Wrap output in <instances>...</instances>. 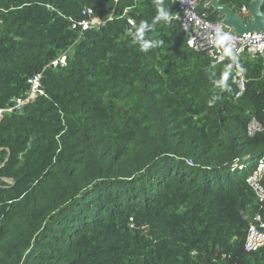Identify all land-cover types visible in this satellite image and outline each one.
<instances>
[{"label": "trees", "instance_id": "trees-1", "mask_svg": "<svg viewBox=\"0 0 264 264\" xmlns=\"http://www.w3.org/2000/svg\"><path fill=\"white\" fill-rule=\"evenodd\" d=\"M208 1L197 10L220 22ZM84 8L112 19L80 35ZM176 12L0 0V107L35 73L44 92L0 118V264H264V245L244 249L243 218L264 221L246 181L264 157V129L246 130L264 122V59L211 66ZM68 47L65 67H46ZM232 66L247 78L238 98Z\"/></svg>", "mask_w": 264, "mask_h": 264}, {"label": "built area", "instance_id": "built-area-1", "mask_svg": "<svg viewBox=\"0 0 264 264\" xmlns=\"http://www.w3.org/2000/svg\"><path fill=\"white\" fill-rule=\"evenodd\" d=\"M114 2L118 0H113ZM177 12L172 16L186 33L187 45L197 51H204L210 59V65L216 66L228 60L233 62L237 59L255 60L260 57L264 59V30L237 33L231 28L215 22L207 17L206 12H199L196 8L197 0H171ZM264 4V3H263ZM127 8H125L124 12ZM264 11V10H263ZM243 19L249 17L248 5H243L236 11ZM81 19H72L71 28L79 31L81 35L84 31L91 28L100 27L106 21L112 19L110 14L106 20H101L93 14V10L84 8L81 10ZM130 25H133L131 18L127 19ZM129 31V29H128ZM70 48L61 51L56 57L51 59L46 67L62 68L67 65V56ZM264 65V62H263ZM233 79L236 84L235 98H238L245 90L247 78L243 71L232 66ZM264 72V67H263ZM41 73H35L28 79V89L24 95L16 97L12 104L0 107V118L4 113L20 110L27 103L35 99L44 92L40 86ZM264 129V122L259 123L252 118L246 125L248 135ZM247 157L240 161H232L231 169H242L245 167ZM191 164V161L188 160ZM247 183L252 188L258 203H264V157L257 161L255 169L246 178ZM243 218L248 221L247 234L244 241L246 251H254L264 245V221L260 213L249 216L244 213Z\"/></svg>", "mask_w": 264, "mask_h": 264}, {"label": "water", "instance_id": "water-1", "mask_svg": "<svg viewBox=\"0 0 264 264\" xmlns=\"http://www.w3.org/2000/svg\"><path fill=\"white\" fill-rule=\"evenodd\" d=\"M263 3L264 0H251L248 4L250 15L243 19L234 7L222 4L220 0H209L208 2L213 7V11L218 12V15L222 17V24L237 33L264 30Z\"/></svg>", "mask_w": 264, "mask_h": 264}, {"label": "crops", "instance_id": "crops-1", "mask_svg": "<svg viewBox=\"0 0 264 264\" xmlns=\"http://www.w3.org/2000/svg\"><path fill=\"white\" fill-rule=\"evenodd\" d=\"M208 2H209V1H208ZM208 2H207V5H209Z\"/></svg>", "mask_w": 264, "mask_h": 264}, {"label": "clouds", "instance_id": "clouds-1", "mask_svg": "<svg viewBox=\"0 0 264 264\" xmlns=\"http://www.w3.org/2000/svg\"><path fill=\"white\" fill-rule=\"evenodd\" d=\"M263 10V9H262ZM222 20V19H221Z\"/></svg>", "mask_w": 264, "mask_h": 264}, {"label": "flooded vegetation", "instance_id": "flooded-vegetation-1", "mask_svg": "<svg viewBox=\"0 0 264 264\" xmlns=\"http://www.w3.org/2000/svg\"><path fill=\"white\" fill-rule=\"evenodd\" d=\"M251 1V0H250Z\"/></svg>", "mask_w": 264, "mask_h": 264}]
</instances>
